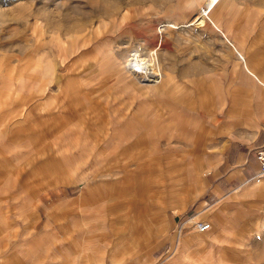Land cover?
<instances>
[{
    "label": "crops",
    "instance_id": "crops-1",
    "mask_svg": "<svg viewBox=\"0 0 264 264\" xmlns=\"http://www.w3.org/2000/svg\"><path fill=\"white\" fill-rule=\"evenodd\" d=\"M184 3L177 0L167 16L183 22L173 10ZM218 6L222 14L238 11L225 17L231 42L249 62L262 56L261 69L264 20L249 25L232 0ZM204 25L159 35L162 76L154 84L123 80L112 66L96 73L101 57L119 55L109 48L98 56L90 47L99 38L94 30L58 36L69 43V66L59 64V50L43 56L36 45L51 67H0V234L21 203L28 206L23 217L43 218L53 264H76L61 251L94 241V224L82 227L80 218L105 220L84 264H264V175H256L254 158L264 135V79L236 51L244 68L237 60L223 102L215 34L223 36ZM29 28L2 35L0 60L11 64L30 53L39 35ZM107 41L120 49L134 44ZM200 43L212 44L214 55ZM60 217L74 224L60 226ZM193 219L208 227L197 230ZM8 256L0 255V264Z\"/></svg>",
    "mask_w": 264,
    "mask_h": 264
},
{
    "label": "rangeland",
    "instance_id": "rangeland-1",
    "mask_svg": "<svg viewBox=\"0 0 264 264\" xmlns=\"http://www.w3.org/2000/svg\"><path fill=\"white\" fill-rule=\"evenodd\" d=\"M8 1H10L11 4ZM184 1V9L177 8L173 10L174 13L182 14V22L177 17L167 16L168 8L173 5L177 6V0H0V39L6 38L2 35L12 33L11 30L14 28L16 30H22V26H29L30 32L35 35V37L39 35V42L31 44L32 49H30L29 54L23 58H19L11 64L7 63V60H0L1 66H8L9 68H6L10 71L12 70L11 68L14 69L15 67L17 70L29 69V71L45 65L49 68V63L47 64L43 61L42 57H40L41 54L34 53L36 45L39 47V50H43L41 51L43 52V56L46 54V51L59 50L58 62L61 65H65L64 61L66 55L64 48L67 47L69 43H66V41L61 42L58 36L76 33L87 34L92 33L94 30V34L99 35V38L102 36L100 39L98 38L94 43L90 44V47L94 48L97 55L104 56L106 52L109 51V48L111 51L114 50L116 55H119V58H114L110 54V57H108L109 55L101 57L102 59H100L97 64L101 68L98 69L95 67V72H102L103 68L107 69L112 66L113 71L117 68V71H119L118 73L121 74V79H130L136 84H148V82L139 81V79L135 78L127 68H133L135 63H138L139 56H146L152 48H155L156 52L154 53L155 61L153 62V67L160 71L159 73H161L162 76L158 58L160 47L159 35L168 29H165L162 24L166 21L176 24L192 21L194 16L200 13V7L205 6L203 1L200 0ZM232 1L236 9L241 8L239 13L247 14L246 18H248L249 25L257 24L264 20V0ZM7 3H9V5H6ZM244 8L248 9L242 10ZM220 9L221 7L216 5L208 14L210 15V20L203 16L200 19L201 21L199 20L200 23L197 21L192 25L198 26L205 23L204 26H207L209 24L216 33L218 32L219 35L223 36L222 39H219L217 38V34L212 32L213 30L205 29L208 34L214 33L216 40L220 41V50L216 49V56L221 59L220 61L222 64L221 82L224 88V102L227 97L225 88L227 84L235 78L237 68L240 64L237 60L241 61L242 65L245 64L243 59H245L246 62L248 59H246L243 51H241V49L244 50L242 45L238 42H231V35L232 33L234 34V31L230 26L231 23L225 20V17L231 19L232 14L238 11L233 10V12L228 9L222 14ZM156 18V21L159 22H153V25H151V20H155ZM140 19H142V21ZM15 26H18V28ZM54 35L56 36L55 38L53 37ZM107 36L111 37L112 41H114L115 38L118 41L119 37L133 40L136 45L131 44L127 49H120L122 43L109 42L107 41ZM84 45H86V41L83 40L75 46L74 50H77L76 47L81 48ZM199 45L200 50H206L207 52L212 50V55H214L215 49L212 44L200 43ZM236 51L243 53V59H240ZM261 57L257 56L255 62L248 61V67L257 71L258 75L264 79V65L261 69L256 66V63L261 62V60H258ZM62 58H64L63 61L61 60ZM114 63L116 67H114ZM70 64L71 61L65 66H69ZM145 67L149 68L147 64L143 65V69ZM241 67H243V65ZM18 82L21 83L22 80L19 79ZM3 205H5V203ZM27 209L28 206L26 204L19 203L15 207L14 217H9L6 218L7 220H4L6 223L5 225H7V233L4 235L0 234V255H9L8 258L10 260L5 264H53V262H51L52 243L41 234L42 230L40 226L43 225L44 220L41 217H37L32 223L27 218L23 217ZM96 209H99L98 205ZM54 221L60 226L74 224V220L72 221L65 217L54 218ZM79 223L82 227L87 226V223L89 225L94 224V234L89 238L94 239L95 242L97 239L101 238V233L104 232L103 230L105 228L104 219L80 218ZM46 227L49 226L46 225L45 228ZM94 241H89L87 244L85 241H81L79 248L71 251L64 249L61 251L62 257L64 259L72 257L75 258L76 262L75 260L74 262L76 264H84V258L86 254L89 255V249L93 246L92 244H94ZM95 257H97V255ZM98 262V264L102 263V261ZM57 264H61V262ZM95 264H97V261Z\"/></svg>",
    "mask_w": 264,
    "mask_h": 264
},
{
    "label": "bare ground",
    "instance_id": "bare-ground-1",
    "mask_svg": "<svg viewBox=\"0 0 264 264\" xmlns=\"http://www.w3.org/2000/svg\"><path fill=\"white\" fill-rule=\"evenodd\" d=\"M200 1H203V3L205 4L206 7L205 6L204 7H201L202 8V9H200V12L201 13H199L198 15H195L194 18L192 19V21H187L185 23H179V24H176V23L170 22V21H166L165 23L162 24V26L165 29H167L168 27H170V28H177L179 26L192 25V24H195L197 21H199L203 16H205L207 19L210 20L211 18H210V15H208V14L216 7V5H219L223 0H200ZM159 30H160V28H159ZM155 52H156L155 48H152L150 50V52L148 53V55H146V56L145 55L144 56L143 55L142 56H139L140 58H138V63L137 64L135 63V66L132 68V70H130L131 74L135 78L139 79V81L140 80H144L143 82H148V84H154L152 82L153 81L152 79L149 80V77H151V76L156 77L157 76V73L160 72V71L156 70L155 67H153V65H154L153 62L155 61V59H154V53ZM63 59L64 58H62L61 60L63 61ZM44 62H47V61H44ZM144 64L145 65L147 64L150 69L149 68H146V67L143 69V65ZM51 65H48V66L51 67ZM0 66H1V63H0ZM130 66H131V64H130ZM132 66H133V64H132ZM140 71H142L144 75H142V73H140ZM130 72H128V73H130ZM160 76H161V73H160ZM155 81H160V78L157 79V80H155ZM196 229L199 230L198 228H196Z\"/></svg>",
    "mask_w": 264,
    "mask_h": 264
},
{
    "label": "built area",
    "instance_id": "built-area-1",
    "mask_svg": "<svg viewBox=\"0 0 264 264\" xmlns=\"http://www.w3.org/2000/svg\"><path fill=\"white\" fill-rule=\"evenodd\" d=\"M200 9L202 8L200 7ZM140 73L143 74L142 71H140ZM159 78H160V73L158 72L156 77L151 76L149 77V80L152 79L153 80L152 82H157L155 80ZM140 81H144V80H140ZM254 158L258 163V170H257L256 175H259V176L264 175V135L261 137V139L259 140L255 148ZM185 221H187V219ZM191 224L195 226L196 228H198L199 230H203L208 227V223L206 221L194 220V221H191Z\"/></svg>",
    "mask_w": 264,
    "mask_h": 264
}]
</instances>
